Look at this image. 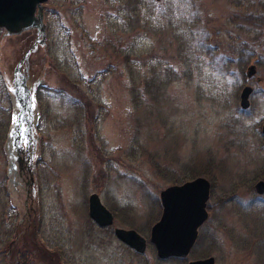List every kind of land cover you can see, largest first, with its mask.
<instances>
[{
  "label": "rangeland",
  "instance_id": "rangeland-1",
  "mask_svg": "<svg viewBox=\"0 0 264 264\" xmlns=\"http://www.w3.org/2000/svg\"><path fill=\"white\" fill-rule=\"evenodd\" d=\"M172 1L158 16L143 7L146 23L130 27L122 0H45L42 42L36 28H0V264L21 254L26 264H185L209 254L215 264H264V193L253 187L264 178V26L245 19L263 10L258 0ZM26 48L44 80L31 171L9 160L1 80ZM245 83L253 90L242 108ZM187 166L212 178L200 241L186 258L159 262L150 242L139 256L111 230L148 237L159 191ZM92 191L111 225L91 221Z\"/></svg>",
  "mask_w": 264,
  "mask_h": 264
},
{
  "label": "water",
  "instance_id": "water-1",
  "mask_svg": "<svg viewBox=\"0 0 264 264\" xmlns=\"http://www.w3.org/2000/svg\"><path fill=\"white\" fill-rule=\"evenodd\" d=\"M45 0H0V26L7 33H20L23 30L37 28L44 32L43 8ZM256 72V64L246 68L247 77ZM253 90L251 84L242 86L239 103L243 108L249 106V96ZM264 133V122L261 125ZM258 194L264 193V178L253 184ZM211 191V181L205 175H196L181 182L171 183L159 191L162 205L161 214L150 227L149 240L155 245L157 255L186 256L198 237L199 227L208 217L207 200ZM88 214L99 225L113 222V212L100 199L98 192L88 194ZM115 235L137 251L146 248V237L135 228L115 226ZM212 254L190 259L187 264H214Z\"/></svg>",
  "mask_w": 264,
  "mask_h": 264
},
{
  "label": "trees",
  "instance_id": "trees-1",
  "mask_svg": "<svg viewBox=\"0 0 264 264\" xmlns=\"http://www.w3.org/2000/svg\"><path fill=\"white\" fill-rule=\"evenodd\" d=\"M123 3V9L126 12V18L128 19L129 23H130V27L133 26H139L142 24H145L146 22H144V16L147 18V15L144 14L143 11V7L146 8V12L149 14H151V16L153 15H162L163 13H165V11H173V7H174V3L172 0H167V2L164 3V7H159V1L158 0H122ZM257 5L259 6V8H261L263 11L260 13H255L253 11L248 12L245 16V19L247 20H251L253 22V19L256 20V22L259 24L258 26L262 28V26H264V0H258ZM150 19V18H148ZM132 25V26H131ZM254 30V32H256L257 28H252ZM253 51L249 52L248 54L245 56L246 60H248V57L253 55ZM240 56V55H239ZM241 62H243V57L241 55ZM262 59L261 57H257L255 59V62L258 64L262 63ZM245 63H248L247 61H244ZM195 166H187L185 168V170L182 172V174L180 175H176L175 173H173L171 175V177L169 178V181H171L172 183H176V182H181L187 178H191L193 176L196 175H205L207 177H209V172L206 168V170H197L194 168ZM160 170H162L160 168ZM257 175L264 177V164L263 166H261L259 172L257 173ZM209 179L212 180L211 177H209ZM255 180V178H251V179H246L244 177V180H242V183L244 185H246L249 189H252V182ZM197 241H200V238L198 237ZM18 264H26V259L25 256L23 254L20 255V262Z\"/></svg>",
  "mask_w": 264,
  "mask_h": 264
},
{
  "label": "flooded vegetation",
  "instance_id": "flooded-vegetation-1",
  "mask_svg": "<svg viewBox=\"0 0 264 264\" xmlns=\"http://www.w3.org/2000/svg\"><path fill=\"white\" fill-rule=\"evenodd\" d=\"M30 66H32L31 65V61L30 60H28V64L22 69L20 66H19V68H18V72H22L23 73V75L25 76V78H29V76L33 73V71L30 69ZM256 79H258V78H256ZM28 148H24V150H22V152H24V154H25V156L26 155H29L28 154ZM20 168L21 169H24V170H29V171H31L30 170V168H29V166L28 165H21L20 166ZM115 218V217H114ZM113 222H114V220H113ZM94 223V222H93ZM116 226H120V225H116ZM123 227H125V226H123ZM131 227V226H130ZM114 228H115V226L113 227V229L111 230V231H113V234L115 235V232H114ZM132 228H134V227H132ZM136 229V228H135ZM138 232H140L141 233V231L140 230H138V229H136ZM142 234V233H141ZM115 237L116 238H118L116 235H115ZM146 237V236H145ZM120 241H122V240H120ZM123 243H125L124 241H122ZM151 243L152 244V248H153V250H154V253L157 255V251H156V247H155V245L149 240V235H148V237H146V248L148 247V243ZM127 246H128V248L130 249V250H132L133 252H135L136 254H138L139 256L140 255H145V253H146V249L144 250V251H142V252H140V251H137L136 249H134L132 246H130L129 244H127V243H125ZM173 258H186V256H184V257H179V256H175V257H173V256H168V257H166V258H162V257H159L158 255H157V259H158V261L159 262H167V261H169V260H173ZM187 261H188V259H186V263L185 264H187ZM159 264H161V263H159Z\"/></svg>",
  "mask_w": 264,
  "mask_h": 264
},
{
  "label": "bare ground",
  "instance_id": "bare-ground-1",
  "mask_svg": "<svg viewBox=\"0 0 264 264\" xmlns=\"http://www.w3.org/2000/svg\"><path fill=\"white\" fill-rule=\"evenodd\" d=\"M23 57H25V58H27V59H30V55H23ZM8 144L11 145V146L13 147L12 142H11V144H10V141H8V142H7V145H8ZM11 153H12V158H13V159L16 158L17 153L15 152V150H12ZM14 162H15V161H14Z\"/></svg>",
  "mask_w": 264,
  "mask_h": 264
}]
</instances>
